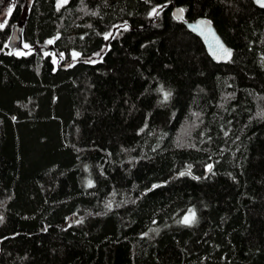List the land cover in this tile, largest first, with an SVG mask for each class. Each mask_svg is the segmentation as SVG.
<instances>
[{
    "label": "trees",
    "instance_id": "trees-1",
    "mask_svg": "<svg viewBox=\"0 0 264 264\" xmlns=\"http://www.w3.org/2000/svg\"><path fill=\"white\" fill-rule=\"evenodd\" d=\"M0 264H264V8L0 0Z\"/></svg>",
    "mask_w": 264,
    "mask_h": 264
},
{
    "label": "water",
    "instance_id": "water-1",
    "mask_svg": "<svg viewBox=\"0 0 264 264\" xmlns=\"http://www.w3.org/2000/svg\"><path fill=\"white\" fill-rule=\"evenodd\" d=\"M252 2L257 7L264 8L257 0H252ZM172 14L177 20H182L183 18L182 11L177 7H173ZM184 24L188 31L199 38L211 60L217 63H224L230 59V48L223 42L210 22L205 19H197L195 21L185 22ZM19 44H21V28L18 25H14L11 29L8 45Z\"/></svg>",
    "mask_w": 264,
    "mask_h": 264
},
{
    "label": "rangeland",
    "instance_id": "rangeland-1",
    "mask_svg": "<svg viewBox=\"0 0 264 264\" xmlns=\"http://www.w3.org/2000/svg\"><path fill=\"white\" fill-rule=\"evenodd\" d=\"M63 1H65V0H63ZM6 17H7V13H3V19H5ZM3 19L1 20V24L3 23ZM18 47L20 48L19 50L13 51L17 55L23 53L25 51L24 49H26V45H23V44H19ZM104 49H105V47L102 48L101 51H99L100 53H98L96 55H99V57H100V55L103 53ZM89 61H91V60L89 59ZM193 214H194V216H193ZM185 217H189L190 218V222L189 223H184L183 222ZM194 220H195V212H194L193 208H190L189 211L182 217V219L180 220V223L181 224H185V225H189V224L194 223Z\"/></svg>",
    "mask_w": 264,
    "mask_h": 264
},
{
    "label": "snow or ice",
    "instance_id": "snow-or-ice-1",
    "mask_svg": "<svg viewBox=\"0 0 264 264\" xmlns=\"http://www.w3.org/2000/svg\"><path fill=\"white\" fill-rule=\"evenodd\" d=\"M257 2L258 3H260V5L262 6V7H264V0H257ZM11 9H9V13H11ZM153 13H155V9H153ZM107 38V37H106ZM49 43H51V41H49ZM74 56L75 55H77V54H73ZM229 55H230V53H229ZM181 175H183V173H181ZM193 216H194V214H193ZM184 223H189L190 222V218L189 217H185V219H184V221H183Z\"/></svg>",
    "mask_w": 264,
    "mask_h": 264
},
{
    "label": "bare ground",
    "instance_id": "bare-ground-1",
    "mask_svg": "<svg viewBox=\"0 0 264 264\" xmlns=\"http://www.w3.org/2000/svg\"><path fill=\"white\" fill-rule=\"evenodd\" d=\"M195 21V20H194Z\"/></svg>",
    "mask_w": 264,
    "mask_h": 264
}]
</instances>
